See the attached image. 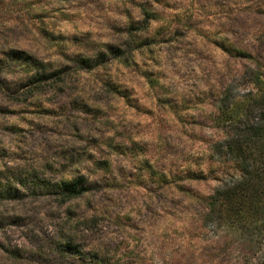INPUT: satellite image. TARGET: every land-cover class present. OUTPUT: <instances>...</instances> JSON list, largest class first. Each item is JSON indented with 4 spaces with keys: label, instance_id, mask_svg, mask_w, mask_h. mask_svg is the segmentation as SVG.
I'll use <instances>...</instances> for the list:
<instances>
[{
    "label": "rangeland",
    "instance_id": "rangeland-1",
    "mask_svg": "<svg viewBox=\"0 0 264 264\" xmlns=\"http://www.w3.org/2000/svg\"><path fill=\"white\" fill-rule=\"evenodd\" d=\"M260 92L264 0H0V264H264L210 219Z\"/></svg>",
    "mask_w": 264,
    "mask_h": 264
},
{
    "label": "trees",
    "instance_id": "trees-1",
    "mask_svg": "<svg viewBox=\"0 0 264 264\" xmlns=\"http://www.w3.org/2000/svg\"><path fill=\"white\" fill-rule=\"evenodd\" d=\"M258 81L262 83L259 78ZM257 97L259 99L255 103L264 105V93L260 92ZM245 109L244 111H247V113H242L241 115L238 113V115L234 116V111L230 110L228 106L223 110V119L226 122L235 123L236 131L234 133L236 135L233 146L236 148L239 146L241 154H260L259 156L262 157L264 155V114H260V118L254 122L250 120V117L254 113L255 105L250 107L249 110L248 108ZM244 146L249 147V149L244 151ZM245 161L248 163L247 159ZM262 161V165H264V159ZM251 165H253V169L245 170L246 174L236 185L231 184L230 188L225 186L218 190L217 196H214L215 200H217L218 210L213 212L214 216L218 217L214 218L213 214H210L211 220L221 219L227 225L238 224L247 227L248 212L254 210L255 213H260L264 209V166L256 167L258 164ZM81 180L82 178H77L72 183L63 184L62 187L68 198L79 197L89 192L86 189L77 188V185L82 183Z\"/></svg>",
    "mask_w": 264,
    "mask_h": 264
}]
</instances>
